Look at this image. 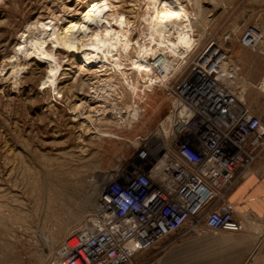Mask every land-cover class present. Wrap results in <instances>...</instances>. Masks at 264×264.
<instances>
[{"label":"rangeland","instance_id":"1","mask_svg":"<svg viewBox=\"0 0 264 264\" xmlns=\"http://www.w3.org/2000/svg\"><path fill=\"white\" fill-rule=\"evenodd\" d=\"M105 1L114 29L127 21L132 46L106 49L101 63L85 68L82 46L104 35L106 22L79 36V51L55 42L71 22L83 31L92 0H0V264H61L103 187L139 164L141 151L154 157L155 146L168 145L169 87L209 46L229 50L220 78L264 122V38L254 49L240 43L251 27L264 36V0H171L189 16L187 49L160 37L155 0ZM39 38L60 66L55 84L48 77L57 64L36 52ZM143 47L174 65L166 77L154 69L146 90L134 68Z\"/></svg>","mask_w":264,"mask_h":264},{"label":"built area","instance_id":"2","mask_svg":"<svg viewBox=\"0 0 264 264\" xmlns=\"http://www.w3.org/2000/svg\"><path fill=\"white\" fill-rule=\"evenodd\" d=\"M263 38L251 27L240 43L254 49ZM228 53L209 46L169 87L168 145L155 146L154 157L141 151L139 164L103 187L61 264H135L138 254L171 234L242 230L227 196L255 164L264 165V122L220 78ZM155 69L164 75L161 67Z\"/></svg>","mask_w":264,"mask_h":264},{"label":"crops","instance_id":"3","mask_svg":"<svg viewBox=\"0 0 264 264\" xmlns=\"http://www.w3.org/2000/svg\"><path fill=\"white\" fill-rule=\"evenodd\" d=\"M241 221L239 232L171 234L138 254L135 264H264V165L238 180L227 196Z\"/></svg>","mask_w":264,"mask_h":264},{"label":"bare ground","instance_id":"4","mask_svg":"<svg viewBox=\"0 0 264 264\" xmlns=\"http://www.w3.org/2000/svg\"><path fill=\"white\" fill-rule=\"evenodd\" d=\"M180 5L181 4H176L171 0H161V1L155 0L154 17H155V21L159 20L157 24L158 25L157 29L160 30L159 32H162L160 37H164L165 41H178L176 43L177 44L179 43L182 49H187L193 45V40H192L193 38H191V36L193 35L191 34L192 27H190L188 21L189 16L187 17V14L185 13L183 7H181ZM109 9H110V4L108 3V1L92 0V3L89 5L88 10L84 15L85 21L82 23L83 26L81 28L83 31L81 32V30L80 31L78 30L75 32V27L77 24L71 22L70 26L66 29L65 33H59L55 43L62 46H66L69 49H75L79 51V49L77 48V44L79 42V36L82 35V37H89L88 34L90 31L96 29L99 30L102 24L106 22L107 25L105 26L104 29L106 33L104 35H101L100 34L101 32L100 33L98 32L92 36L90 35L91 38L89 42L82 46L80 64L86 68L95 63H98V61H100L99 63H101L103 57L106 58L107 55L106 52H108L110 48L113 49L117 46H122L124 50H128L132 46L131 39L129 36L130 32L129 30L126 29L128 27V23L127 21H124L125 19L122 17L118 25L120 29L119 30L114 29L111 23L108 21ZM50 26L51 25L44 24V27L46 28ZM52 30H54L53 36L57 35V31L54 28H52ZM45 31L46 32L43 33V35L47 34L48 30ZM165 41L163 42L167 44ZM33 42H35V40ZM46 42L47 41H45L44 38H39L34 43V48L36 49V52L41 54L40 55L41 57L43 56L42 58H48V60L52 59L53 62L57 64L56 67H52L50 71L51 72L50 77H48L49 81L52 84H55L56 82L55 77L58 74L59 71L58 69L60 66L58 65L57 60L54 58V56L48 53L47 51H45L46 49L44 50V48L42 47ZM106 49L109 50L107 51ZM141 49L143 50V53H139V60H136L134 62L135 65L134 68L139 71V74L142 78V83L141 82L140 83L144 85V88L146 90V88L149 89L148 86H151L154 83L150 75L153 74L155 67L157 66L161 67L165 74L164 77H166L173 71L174 65L171 60V57L167 55L160 57V59L159 58L156 59L157 53L153 49H148L146 47H143ZM151 51L154 52V54ZM150 52L152 54H150ZM172 56H176V55H172ZM134 89L138 91L140 89V86H136L134 87ZM128 121H129L128 119L127 120L122 119V124L123 123L125 124ZM66 249L61 250L62 253L61 256H64L66 254L67 252Z\"/></svg>","mask_w":264,"mask_h":264}]
</instances>
